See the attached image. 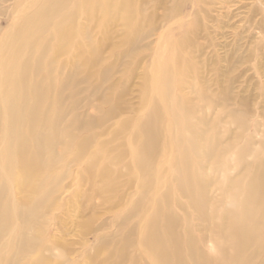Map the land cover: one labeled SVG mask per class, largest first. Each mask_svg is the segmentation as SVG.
Instances as JSON below:
<instances>
[{"label": "rangeland", "instance_id": "1", "mask_svg": "<svg viewBox=\"0 0 264 264\" xmlns=\"http://www.w3.org/2000/svg\"><path fill=\"white\" fill-rule=\"evenodd\" d=\"M16 1L0 0V36L8 27L15 33L24 18L40 13L41 4L35 3L19 15ZM68 11L75 12L79 27L73 37L77 47L64 37L56 53H40L47 66L39 78L44 73L45 82L52 78L63 84L56 121L60 136L53 146L59 162L45 166L36 178L40 202L28 230H19L24 226L19 217L9 227L18 228L9 234L12 243L4 254L9 264H147L137 249L138 229L143 215L162 201L161 212L172 218L180 249L177 264H233L244 252V258L252 256L249 264H264L263 188L256 190L261 206L251 222L259 224V241L238 248L230 232L236 185L248 184L251 175L259 178L264 168V0H127L123 10L112 7L105 22L99 13L87 17L80 0H68L48 17L49 26L29 35L28 46L37 36L52 45L50 27ZM165 39L168 43L161 44ZM13 41L9 54L0 46V60L17 53L22 40ZM158 56L171 60L174 105L198 131L192 137L196 154L188 163L197 165L200 210L180 190L175 140L166 130L165 105L152 91ZM5 65L11 67L12 59ZM151 126L155 134L150 135ZM9 128L14 133L15 127ZM133 152L145 159L144 166L134 164ZM13 171L9 181L0 179L9 187V217L11 203L29 192L19 189V171ZM27 238L33 239L30 249L23 246Z\"/></svg>", "mask_w": 264, "mask_h": 264}, {"label": "bare ground", "instance_id": "2", "mask_svg": "<svg viewBox=\"0 0 264 264\" xmlns=\"http://www.w3.org/2000/svg\"><path fill=\"white\" fill-rule=\"evenodd\" d=\"M80 1L82 3L83 8L86 10L84 13L87 17L99 13V18H101V20L104 22L107 21L108 18H110V10L112 7H115V9L117 10H123L125 6L127 7V0ZM67 2L68 0H17L16 6L19 8V13L16 12L17 14H22L25 11L26 7H29L31 4L35 3L41 4V8L39 10L40 13H34L24 18L23 22L21 23V25H19L15 33L13 32L11 34L10 32L12 30L9 31L8 27L6 30L3 31V35L0 36V46L3 47H1L2 50H4L5 48V52L8 54L9 43L13 40L17 41L20 38L22 40V43H20L17 53L15 50V53L13 55L9 56L7 54L6 57H2V59L0 60V100L2 102V107L0 109V120L2 119L0 121V125L2 128L0 129V179L4 178L5 180L9 181V174H12L13 169L16 168L19 171V180L22 181V183L18 185L19 189L23 188L29 191L27 192V197H25V199L20 200L17 203H11L13 207L11 208V216L9 217V187L5 189L4 184H0V194L2 192V194L4 195V200L0 202V240L4 239V237L7 236V239L4 240V243L2 245L0 244V264H9V259L4 255L6 252L9 251V246L12 243L11 238L9 239V234L10 232L14 233V230H18V228H13L14 230H12L11 228L9 230V227H11L12 225L13 219L15 217H19V219L21 218L20 223H22L24 226L23 229L19 230L21 232H25L26 229L28 230L29 227L27 224H29V222L33 218V212L37 207V204L40 202L37 196H35L36 191L39 188V182L36 181L38 174L43 168H46L45 166L50 167L55 161L59 162V159H57L56 156L53 154V146L55 141L57 140V137L60 136V132L56 129V121L58 120V117L61 112V110L59 112L57 104L61 99L60 91L62 89L63 84H54L51 81L53 80L52 78L51 80L47 79L48 81L45 82L46 74L43 73V75H40L39 78V72L41 71L40 69L46 70L47 66V63L46 65L42 63V53L45 52V50L52 51V54L56 53L59 48L58 43L60 40L62 41L64 37H68L70 39L69 43L71 47H77V43L74 42L73 39V37L77 34L79 28L77 22L75 21V12L68 11L67 13H65V16L62 21L57 22L56 24H54V26L51 25L50 39L54 41L52 45L47 46L44 41L40 42L39 36H37L35 39H33V41H31L32 47H29L27 40L29 38V35L33 34L35 30L43 29L47 25L49 26L48 17L52 14L59 12L60 10H63L66 7ZM38 21H41V23H39ZM168 41V39L162 40L161 44L165 45L168 43ZM79 45L81 46V44ZM2 50L0 51V53H2ZM97 54L94 55L96 56ZM6 58L12 59L11 67L5 65ZM156 60V63L153 64V67L151 69V84H153L152 91L155 94V98L157 100H160L162 104L165 105V107H163L164 110L162 111L164 113V116L167 118L166 130L175 140V147L177 149L178 156L174 158L173 162H175L177 164L176 166H178V171L176 174L178 179L181 181L180 190L182 193L187 195L188 198H191L192 203L197 206L198 210H200L202 206V202L200 201L202 196V187L201 182L198 178V171L196 169L197 165L196 163L195 165H190L188 163L189 157L191 155L193 156L194 154H196L195 145L192 141V137L197 135L198 131L190 125V123L188 122V117H186L184 113L179 112L178 108L174 105L175 101H173L171 97L172 89L169 85L172 80L168 67L171 60H169V58L165 56H158ZM61 79L64 78L62 77ZM47 110L49 111V115L46 114ZM9 125L11 127L13 126V128L15 127L14 133H9V130H7L9 128ZM153 126L147 129V134L151 135V133L154 131ZM138 133L141 132L139 131ZM153 134L155 133L153 132ZM13 139L15 140V143H13ZM84 140L86 142V139ZM76 144L78 143L76 142ZM140 150L141 149H139V151ZM76 151L78 154V152L81 151V146L77 145ZM84 160L85 159H83V161ZM90 160H92V157ZM133 162L137 167L144 166L146 164L145 159L138 152H133ZM261 165L263 166L264 163ZM84 166L88 167L89 162L85 163ZM262 169V173L260 169V173L262 174V176H260V173L258 172V175L261 178L258 176L259 178L256 177V179H254V177L251 178V175L249 180H252L249 181L248 184L243 185L242 183L236 185L237 195H235V197L233 198V207L236 209V215L233 216V220H231L230 222V232L232 234V243L235 247L238 248H241L246 244H253L259 241L260 229H258L259 227L257 226L259 224L255 223L256 225H254L251 222H253V220L256 218V211H258L261 206V203H258L260 201H256L255 198L256 190L258 187H260L261 189L263 188L262 192H264V168ZM255 170L256 169H254V171ZM83 171L86 172L85 169ZM99 172L96 173L97 176H101L102 173ZM90 174H93V172H90ZM7 184L9 185V183ZM163 206H166L164 201L158 203L157 207L155 206V209L153 211L152 208H148L149 211L141 218V223L138 229L137 249L142 252L143 255H146L147 264H177L176 259L179 253L178 251L180 249L177 246V243L175 241L176 238L172 231V218L168 217V212H161V208H164ZM32 243L33 239L27 238L23 241V246L25 248L30 249ZM215 244L217 250L221 252L223 247L222 243L218 241ZM197 251H199V249L196 250V252ZM253 253L256 254L255 251ZM244 254L245 252L241 255V258L238 256V254L237 258L233 256L235 260H233L232 263L249 264L252 256H247V258H244ZM93 256L97 257L98 255L95 254ZM107 256L104 255V257ZM122 258L124 257L122 256ZM218 260H221L220 256H217L216 261ZM116 261L117 260H115V262ZM216 261L215 263H217ZM125 262L126 261H124V263ZM180 264L182 263L180 262Z\"/></svg>", "mask_w": 264, "mask_h": 264}]
</instances>
